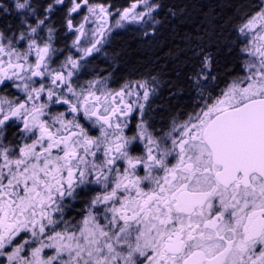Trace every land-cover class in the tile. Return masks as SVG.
Masks as SVG:
<instances>
[{"label": "snow or ice", "instance_id": "snow-or-ice-1", "mask_svg": "<svg viewBox=\"0 0 264 264\" xmlns=\"http://www.w3.org/2000/svg\"><path fill=\"white\" fill-rule=\"evenodd\" d=\"M162 7L0 3V264H264V0L185 34L174 5L168 65L118 82L115 29Z\"/></svg>", "mask_w": 264, "mask_h": 264}, {"label": "trees", "instance_id": "trees-1", "mask_svg": "<svg viewBox=\"0 0 264 264\" xmlns=\"http://www.w3.org/2000/svg\"><path fill=\"white\" fill-rule=\"evenodd\" d=\"M3 0H0L2 3ZM114 5H122V3H129L132 0H109ZM157 2L164 5L161 11L157 14V20L164 22V27L160 29L152 38L141 37L136 29H128L123 33L116 36L108 49L104 50L106 53L111 54L113 57L119 56L116 61L120 66V71L116 74L117 81L120 82L121 78L137 79L146 76L149 72L153 75L156 72L153 69L159 70L161 67L168 65L169 48L172 46L171 41L173 34L170 27L171 17L168 16L169 9H172L174 5L186 4L188 5V11L184 17L181 18L180 33H194V30L200 27V21L203 13H211L215 18L229 22L226 27L231 28L234 25H238L240 21L237 18L236 8L230 7L233 4L240 2V0H157ZM244 3L256 4L259 0H243ZM171 7V8H170ZM170 18V19H169ZM147 29L143 30L144 33ZM227 34V33H226ZM144 35V34H143ZM92 62L93 66H98L104 69L108 66L107 63H102L105 60ZM231 57L223 55V60L227 63L231 60ZM111 60V61H112ZM107 61L110 63L107 59ZM231 67V64L228 65ZM221 69L224 66L221 65ZM164 79L175 80V77H164ZM174 91H180L174 89ZM192 94L189 91H184L182 95H177L172 99H169V93L166 88L161 89L158 98L154 101V106H163L166 110H191V105L194 102L190 99ZM173 106H176L173 108ZM165 113H159L157 118H161ZM159 127V125H157Z\"/></svg>", "mask_w": 264, "mask_h": 264}, {"label": "flooded vegetation", "instance_id": "flooded-vegetation-1", "mask_svg": "<svg viewBox=\"0 0 264 264\" xmlns=\"http://www.w3.org/2000/svg\"><path fill=\"white\" fill-rule=\"evenodd\" d=\"M8 2V0H3L2 1V3H7ZM53 2V0H34V3H43V4H47V3H52ZM106 2L107 3H110V4H113L112 3V1H109V0H106ZM133 2V0L132 1H130L129 3H127V5H126V3H122V5H115V7L117 8V9H123L124 7H128L129 6V4L130 3H132ZM114 5V4H113ZM57 19L59 18V15L56 17ZM9 19H10V17H9ZM140 24H125L123 27H121V28H118V29H115V32H114V35L111 37V40H110V45H111V42L113 41V39L116 37V36H118L120 33H123L125 30H128V29H136V31H138V32H142V30H139V26ZM127 26H129V27H127ZM71 39H72V37H68V40H67V42L68 43H70L71 42ZM64 43H65V41L64 40H61L60 41V45L59 46H63L64 45ZM109 45V46H110ZM107 48H105V50H106Z\"/></svg>", "mask_w": 264, "mask_h": 264}, {"label": "rangeland", "instance_id": "rangeland-1", "mask_svg": "<svg viewBox=\"0 0 264 264\" xmlns=\"http://www.w3.org/2000/svg\"><path fill=\"white\" fill-rule=\"evenodd\" d=\"M161 11V9H159L158 10V13ZM156 19H157V15H156ZM138 25V24H137ZM127 27H129V26H127ZM139 27V30H145L146 29V27L144 26V25H139L138 26ZM139 33H142V34H140V36H138L139 38H141V37H143L144 35H143V32H139ZM151 36V35H150ZM149 36V37H150ZM145 37V36H144ZM153 37V35L150 37V38H152ZM107 49H108V47H107ZM104 58H103V54L97 59V60H95V61H100V60H103ZM107 59L109 60V61H111L112 60V57H111V54H109L108 52H107ZM94 62V61H93Z\"/></svg>", "mask_w": 264, "mask_h": 264}, {"label": "bare ground", "instance_id": "bare-ground-1", "mask_svg": "<svg viewBox=\"0 0 264 264\" xmlns=\"http://www.w3.org/2000/svg\"><path fill=\"white\" fill-rule=\"evenodd\" d=\"M171 8V7H170ZM170 19V18H169Z\"/></svg>", "mask_w": 264, "mask_h": 264}]
</instances>
